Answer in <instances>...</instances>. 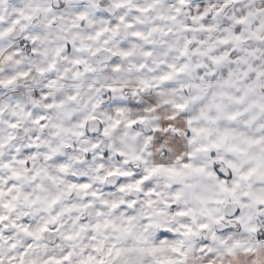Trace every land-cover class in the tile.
Masks as SVG:
<instances>
[{
	"label": "snow or ice",
	"instance_id": "snow-or-ice-1",
	"mask_svg": "<svg viewBox=\"0 0 264 264\" xmlns=\"http://www.w3.org/2000/svg\"><path fill=\"white\" fill-rule=\"evenodd\" d=\"M0 264H264V0H0Z\"/></svg>",
	"mask_w": 264,
	"mask_h": 264
}]
</instances>
